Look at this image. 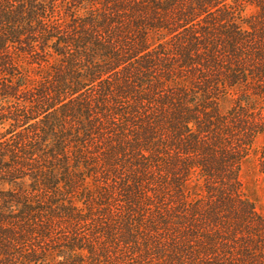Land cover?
Here are the masks:
<instances>
[{"label": "trees", "instance_id": "1", "mask_svg": "<svg viewBox=\"0 0 264 264\" xmlns=\"http://www.w3.org/2000/svg\"><path fill=\"white\" fill-rule=\"evenodd\" d=\"M262 136L264 0H0V264H264Z\"/></svg>", "mask_w": 264, "mask_h": 264}, {"label": "rangeland", "instance_id": "2", "mask_svg": "<svg viewBox=\"0 0 264 264\" xmlns=\"http://www.w3.org/2000/svg\"><path fill=\"white\" fill-rule=\"evenodd\" d=\"M247 13H252L249 8ZM226 105H224L225 108ZM264 144V136L259 137L255 143L256 153L252 154L251 158L244 163L241 173V180L243 183L244 192L254 202L258 213L264 215V181L262 177L256 172V158L260 154V148ZM256 154V155H255Z\"/></svg>", "mask_w": 264, "mask_h": 264}]
</instances>
